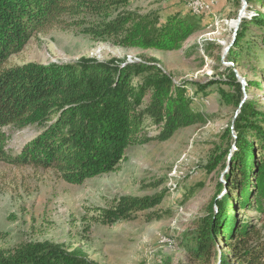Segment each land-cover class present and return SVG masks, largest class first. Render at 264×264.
Returning <instances> with one entry per match:
<instances>
[{
    "label": "trees",
    "instance_id": "obj_1",
    "mask_svg": "<svg viewBox=\"0 0 264 264\" xmlns=\"http://www.w3.org/2000/svg\"><path fill=\"white\" fill-rule=\"evenodd\" d=\"M127 2L0 0L1 161L16 167L51 170L67 184L78 186L117 171L128 148L151 141L166 142L178 130L206 122V116L195 113L190 99H185L186 87L176 84L154 64L155 60L121 64L117 60L83 58L74 63L7 67L9 57L20 52L34 34L57 25L83 28L90 23L89 17L104 22L91 23L98 30L93 27L85 33L128 48L172 51L199 30L198 23L190 18H173L162 27L153 18L131 13L111 19L113 9ZM246 3L264 7V0ZM250 26L258 34L246 39ZM251 46L264 55V14L259 11L249 20H240L226 60L236 67L242 52L249 55ZM226 71L234 94L220 92V98L238 111L234 123L226 129L227 149L221 154L227 157L230 168L224 176L225 185L217 183L206 214L182 239L190 258L186 264H264L263 227L256 226V218L249 221L236 214L240 210L254 211L264 221V114L254 100L245 99V94L259 86L247 80L243 90L233 70ZM200 90L204 91L203 86ZM145 122L160 129L156 137L146 136ZM28 123L40 125V133L16 156H7L2 129H22ZM166 193L151 198L122 197L112 209L99 210L98 222L111 226L132 220L138 213L154 211ZM156 218V214L147 215L148 221ZM0 264L98 263L80 249L25 243L0 250Z\"/></svg>",
    "mask_w": 264,
    "mask_h": 264
},
{
    "label": "rangeland",
    "instance_id": "obj_2",
    "mask_svg": "<svg viewBox=\"0 0 264 264\" xmlns=\"http://www.w3.org/2000/svg\"><path fill=\"white\" fill-rule=\"evenodd\" d=\"M256 11L264 14V7L247 5L246 0H128L113 9L111 19L131 13L153 18L162 27L173 18H190L198 23L199 30L172 51L128 48L85 33L93 27L98 30L91 23L104 22L89 17L90 23L83 28L57 25L36 33L20 52L9 57L8 68L74 63L83 58L117 60L121 64H127L129 57L142 62L155 60L154 64L176 84L186 87L185 99H190L191 109L207 120L178 130L166 142L151 141L128 148L117 171L78 186L67 184L51 170L16 167L0 160V250L25 243H53L70 251L80 249L98 264L190 263L182 239L206 214L217 183L225 185L224 176L230 168L227 157L221 154L227 149L226 129L234 123L238 111L220 98V92L234 94L227 68L245 83L248 80L259 86L245 94V99L254 100L264 114L262 52L251 46L249 55L242 52L236 67L226 60L241 14L249 20ZM250 28L246 39L258 34ZM149 100L150 95L145 102ZM41 129L30 123L22 129H2L4 153L16 156ZM159 132L145 122L148 138ZM232 135L235 137L234 132ZM165 190L163 203L154 211L138 213L132 220L111 226L98 222L99 210L112 209L122 197L151 198ZM150 213L160 219L148 221ZM236 214L244 220L256 218V226H262L264 233L260 214L241 210Z\"/></svg>",
    "mask_w": 264,
    "mask_h": 264
},
{
    "label": "water",
    "instance_id": "obj_3",
    "mask_svg": "<svg viewBox=\"0 0 264 264\" xmlns=\"http://www.w3.org/2000/svg\"><path fill=\"white\" fill-rule=\"evenodd\" d=\"M242 9H243V8H242ZM241 12H242V10H241ZM240 17L243 18L242 14H241ZM241 18H239L238 21H237V23H236L235 31L237 30V27H238V25H239V22H240ZM234 73H235V72H234ZM235 74H236V73H235ZM236 78L240 81V83L242 84V86L245 88V87H246V83H245V81L242 80V79H240V77H238L237 75H236Z\"/></svg>",
    "mask_w": 264,
    "mask_h": 264
},
{
    "label": "bare ground",
    "instance_id": "obj_4",
    "mask_svg": "<svg viewBox=\"0 0 264 264\" xmlns=\"http://www.w3.org/2000/svg\"><path fill=\"white\" fill-rule=\"evenodd\" d=\"M139 63H142V61L137 58H133V57H129L127 61V64H139Z\"/></svg>",
    "mask_w": 264,
    "mask_h": 264
}]
</instances>
